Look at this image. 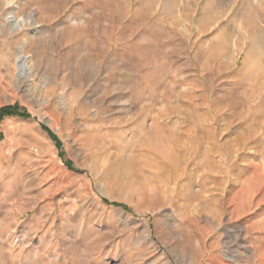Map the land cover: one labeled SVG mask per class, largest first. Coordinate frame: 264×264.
<instances>
[{"label": "rangeland", "instance_id": "rangeland-1", "mask_svg": "<svg viewBox=\"0 0 264 264\" xmlns=\"http://www.w3.org/2000/svg\"><path fill=\"white\" fill-rule=\"evenodd\" d=\"M5 109L0 264H264V0H0Z\"/></svg>", "mask_w": 264, "mask_h": 264}, {"label": "bare ground", "instance_id": "bare-ground-1", "mask_svg": "<svg viewBox=\"0 0 264 264\" xmlns=\"http://www.w3.org/2000/svg\"><path fill=\"white\" fill-rule=\"evenodd\" d=\"M9 4L13 5L14 3L10 2ZM34 17H35V13L34 12L31 13L30 17L27 20L18 18L15 15H11V18H9V24L11 26V30H13L14 32H20V31L26 29V26L28 25V22L33 21ZM71 24H73V23H71ZM36 31L37 32L34 34V37L37 34L39 36V35H42V34L46 33L45 29H43V28H37ZM18 48H19V52H18V55H17V66L19 67L18 78L21 79L24 76H27V77L29 76L30 77L31 76V73H30V70H31V57L29 55H27L26 52H25L26 51V43H21Z\"/></svg>", "mask_w": 264, "mask_h": 264}, {"label": "trees", "instance_id": "trees-1", "mask_svg": "<svg viewBox=\"0 0 264 264\" xmlns=\"http://www.w3.org/2000/svg\"><path fill=\"white\" fill-rule=\"evenodd\" d=\"M7 110H8V109H5V110H3V111L0 113V120H2L4 116H7V115H15V114H17V113H13V112H10V111H7ZM21 115L24 116V117H27V114L22 113Z\"/></svg>", "mask_w": 264, "mask_h": 264}, {"label": "crops", "instance_id": "crops-1", "mask_svg": "<svg viewBox=\"0 0 264 264\" xmlns=\"http://www.w3.org/2000/svg\"><path fill=\"white\" fill-rule=\"evenodd\" d=\"M224 256H225V261H226L227 264H230V262H232L231 260L234 259V258H231V259H230V254H229V252H226V253L224 254Z\"/></svg>", "mask_w": 264, "mask_h": 264}]
</instances>
